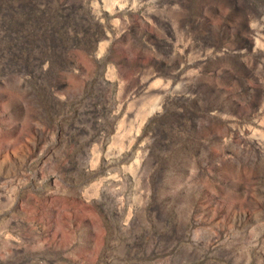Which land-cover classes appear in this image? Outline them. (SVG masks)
<instances>
[{
  "label": "rangeland",
  "instance_id": "rangeland-1",
  "mask_svg": "<svg viewBox=\"0 0 264 264\" xmlns=\"http://www.w3.org/2000/svg\"><path fill=\"white\" fill-rule=\"evenodd\" d=\"M0 264H264V0H0Z\"/></svg>",
  "mask_w": 264,
  "mask_h": 264
}]
</instances>
